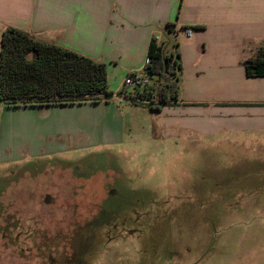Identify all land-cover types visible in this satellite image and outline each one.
I'll return each mask as SVG.
<instances>
[{
  "label": "rangeland",
  "instance_id": "rangeland-1",
  "mask_svg": "<svg viewBox=\"0 0 264 264\" xmlns=\"http://www.w3.org/2000/svg\"><path fill=\"white\" fill-rule=\"evenodd\" d=\"M62 107L43 137L0 104V264H264V144L174 135L130 99Z\"/></svg>",
  "mask_w": 264,
  "mask_h": 264
},
{
  "label": "crops",
  "instance_id": "crops-1",
  "mask_svg": "<svg viewBox=\"0 0 264 264\" xmlns=\"http://www.w3.org/2000/svg\"><path fill=\"white\" fill-rule=\"evenodd\" d=\"M8 28L106 64L110 101L130 99L124 78L144 70L153 38L168 42L181 70L177 100L156 112L166 116L164 128L195 140L264 144V77H249L244 68L264 47V0H0V50ZM15 109L44 137L43 113L77 108ZM38 140L40 146L45 139Z\"/></svg>",
  "mask_w": 264,
  "mask_h": 264
},
{
  "label": "trees",
  "instance_id": "trees-1",
  "mask_svg": "<svg viewBox=\"0 0 264 264\" xmlns=\"http://www.w3.org/2000/svg\"><path fill=\"white\" fill-rule=\"evenodd\" d=\"M144 71L150 84L131 100L153 112L177 100L179 56L167 52L155 38L150 43ZM249 77H264V47L244 62ZM107 65L50 44L17 28L6 29L0 50V102L8 107H45L110 101ZM131 97V96H130Z\"/></svg>",
  "mask_w": 264,
  "mask_h": 264
},
{
  "label": "built area",
  "instance_id": "built-area-1",
  "mask_svg": "<svg viewBox=\"0 0 264 264\" xmlns=\"http://www.w3.org/2000/svg\"><path fill=\"white\" fill-rule=\"evenodd\" d=\"M185 35L188 37H191L192 35V29L186 28L183 30ZM174 55V60H175ZM149 63V59L146 60V65ZM151 84V80L149 75L142 70L141 72H133L128 74L123 81V85L125 89H132L135 91L144 90ZM131 100H133V97H130Z\"/></svg>",
  "mask_w": 264,
  "mask_h": 264
}]
</instances>
